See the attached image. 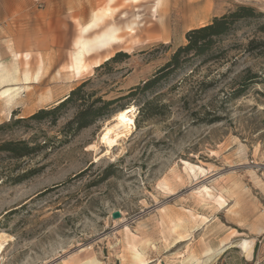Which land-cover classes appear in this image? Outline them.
Masks as SVG:
<instances>
[{
	"label": "rangeland",
	"instance_id": "rangeland-1",
	"mask_svg": "<svg viewBox=\"0 0 264 264\" xmlns=\"http://www.w3.org/2000/svg\"><path fill=\"white\" fill-rule=\"evenodd\" d=\"M93 1L87 25L70 16L76 35L67 29L66 36L29 38L33 46L60 42L63 51L14 55L12 41H1L7 71L23 76L44 68L42 85L22 90L19 104L0 99V126L55 106L29 113L41 89L73 78L81 77L74 89L90 80L85 92L95 98L134 96L75 135L66 130L74 108L55 125L48 119L0 130V145L41 146L20 159L0 151V235L9 240L0 264L91 258L138 264L131 244L143 253L142 264H264V0ZM239 6L263 15L238 22L217 43L215 57H198L143 91L187 44L190 30ZM44 7L35 0L36 9ZM94 23L88 38L115 31L120 41L86 57L89 64L102 65L119 52L128 57L72 75L75 43ZM129 107L135 108V129L109 150L101 142L103 129ZM115 212L120 218L113 219ZM169 223L180 227L172 232ZM244 241L253 246L252 258L239 246ZM209 250L214 256L208 260Z\"/></svg>",
	"mask_w": 264,
	"mask_h": 264
},
{
	"label": "trees",
	"instance_id": "trees-1",
	"mask_svg": "<svg viewBox=\"0 0 264 264\" xmlns=\"http://www.w3.org/2000/svg\"><path fill=\"white\" fill-rule=\"evenodd\" d=\"M260 15L262 16L263 14L257 13L252 7L239 6L235 11L229 14L214 18L208 25L190 30L186 34L187 44L179 47L172 58L156 72L152 79L144 84L142 88L143 91L154 89L170 74L181 70L198 57H215V55L211 56V54H213V50L217 46V43L221 38L229 35L238 22L248 18L260 17ZM261 30H264V24ZM122 57H128V54L119 52L96 68V70L102 69L110 63L121 61ZM89 82L90 80L70 91L69 94L55 106L40 109L28 119L11 120L9 123L1 125L0 130L25 122H41L48 119L55 125L65 113L71 108H74L77 112L73 119L66 125V130L71 131L75 135L81 130L96 124L98 121L109 118L110 115L115 112V105L119 101L134 96V92H131L126 96H120L111 100H104L101 97L95 98V94L85 92V88ZM40 147L41 146L36 145L33 146L25 141H11L1 144L0 151L7 152L12 158L20 159L35 154Z\"/></svg>",
	"mask_w": 264,
	"mask_h": 264
},
{
	"label": "crops",
	"instance_id": "crops-1",
	"mask_svg": "<svg viewBox=\"0 0 264 264\" xmlns=\"http://www.w3.org/2000/svg\"><path fill=\"white\" fill-rule=\"evenodd\" d=\"M41 1L45 5L43 10H39L35 8V0H0V46L1 47H2L1 41L6 43L12 41L11 50L9 51L14 52V55L25 52H33V51L43 52V53H54V52L63 51L64 48H61L60 42L58 45H55V43L52 40L51 42L49 39L45 43H38L37 46H33L29 38L31 37L53 38V37L66 36L67 29L72 31L73 35H76L77 27L75 23L72 22L73 20L70 18V16L72 14L78 15L80 26L81 27L85 26L89 23L91 16L90 13L92 11V5L94 4L93 0H41ZM31 24H33V27H31L32 26ZM78 41L79 39L75 43V49L73 52V61L75 54L78 52V44H77ZM111 45L108 48H101L99 50H96L92 55H94L95 53L107 52L108 50L111 49ZM85 62L88 64L89 68L91 69L95 68L93 65L89 64L87 59L85 60ZM0 64L3 66L2 62H0ZM43 65H44V61H43ZM3 67L5 68V66ZM91 69H89L86 73H88ZM70 73L72 74V72ZM83 74L85 75V73ZM83 74H78V75H83ZM13 75L15 77V81L0 86L1 92L5 88L13 84L21 88L24 87L22 88L23 90L22 92L24 91L30 92L32 89L38 88L42 85L40 83V80L39 83L37 84L27 85L23 80H21L23 79V76H17L16 72ZM72 75H74V73ZM80 79L81 77L73 78V80L71 81L68 80V82L52 84L44 89H41L43 91H41L40 102L29 113H33L37 109L62 101L69 94V92L74 89V87L76 86V84ZM18 101L14 102L12 105L17 104ZM10 116H11V112L8 114V118Z\"/></svg>",
	"mask_w": 264,
	"mask_h": 264
},
{
	"label": "bare ground",
	"instance_id": "bare-ground-1",
	"mask_svg": "<svg viewBox=\"0 0 264 264\" xmlns=\"http://www.w3.org/2000/svg\"><path fill=\"white\" fill-rule=\"evenodd\" d=\"M96 26H97V24L94 23V24H91V25L83 28L82 35L79 38V41L77 43L78 44V52L75 54L74 61L71 63V65L69 67L70 72H72L74 74L86 73L90 69L88 64L85 62L86 57L91 56L96 50H99L101 48H108L111 44H115V43L120 41L119 37H117L115 31L105 32V33H102L99 35H95L92 38H88L87 37L88 34L94 28H96ZM152 28H155V27H152ZM100 65H101L100 61H97L96 65H94V67H98ZM42 69H43V66L40 65L34 73H32L30 71H25L24 75L22 74L23 79H21V80H23L25 82V84H27V85L39 83L40 77L42 76L41 75ZM15 72L17 73V71H15ZM14 81H15V77H14L13 73L7 71L0 64V86L4 85L6 83H12ZM13 85L8 86L7 88H5L0 93V99L5 101L6 104H8L9 106L12 105L14 102L18 101V99L20 98L22 88H24V87L21 88V87H18L15 85L13 86ZM135 115L136 114H135V108L134 107H129V108H126L124 110L117 112L112 118V121L114 122V124L110 125L108 122V123H106V126L103 129V134L101 137L102 144H104L110 150L117 145V143L119 142L120 139L126 138L127 136L129 137V135L132 133L133 129H135L134 128L135 127ZM217 201L222 202L223 198L220 196L217 199ZM170 227H171L170 230L173 232V231H176L180 226L176 225V224H170ZM8 243H9V240L4 235H0V260L2 257V253L5 250V247L8 245ZM142 244H144V243H142ZM233 246H236V245H233ZM239 246H240V248L243 249V251L245 252V254L247 255L248 258H252L253 246L250 243H248L247 241H244ZM128 250L131 253L132 259L136 263H138V264L143 263V253L139 252L136 245L131 244L130 247L128 248ZM204 255L205 254H203V256ZM206 256H208V260H209L214 256V254L211 252V250H209L206 252ZM204 263H207V262H204ZM81 264H100V263L98 262V260L96 258H91L89 260L83 261Z\"/></svg>",
	"mask_w": 264,
	"mask_h": 264
},
{
	"label": "water",
	"instance_id": "water-1",
	"mask_svg": "<svg viewBox=\"0 0 264 264\" xmlns=\"http://www.w3.org/2000/svg\"><path fill=\"white\" fill-rule=\"evenodd\" d=\"M117 218H120V213L119 212H115L113 214V219H117Z\"/></svg>",
	"mask_w": 264,
	"mask_h": 264
}]
</instances>
